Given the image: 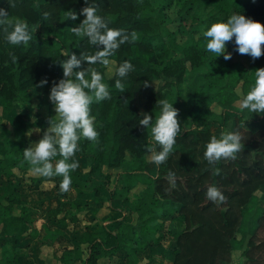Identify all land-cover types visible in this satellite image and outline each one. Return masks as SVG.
Masks as SVG:
<instances>
[{
	"label": "trees",
	"instance_id": "obj_1",
	"mask_svg": "<svg viewBox=\"0 0 264 264\" xmlns=\"http://www.w3.org/2000/svg\"><path fill=\"white\" fill-rule=\"evenodd\" d=\"M172 1L11 0L15 7H10L9 0H0V8L8 11L9 19H21L30 30L37 29L32 31L28 45H12L5 38L4 26H0L1 115L5 117L16 100L27 108L34 100L38 108L45 106L48 112L42 116L38 109V116L27 123L0 125V144L7 148L0 156V175L8 176L18 166L29 170L23 158L32 138L28 133L31 128L48 127V118L56 115L49 97L53 83L63 78L60 61L69 58L64 55L75 53L79 57L95 51L87 37H77L71 31L85 19L81 10L93 3L110 28L137 34L136 41L122 44L109 58L115 63L111 76H105L103 66H95L109 86L111 98L91 105L98 141H79L76 157L85 161L84 173L89 180H82L76 171L70 173L75 191H93L96 201H103L108 211L121 212V216L113 230L105 225H86L76 245L63 247L52 264H100L101 259L114 262L120 250L125 251L127 260L117 264H137L138 254L151 242H160V219L173 214L182 218L184 228L172 239V258L156 253L152 260L161 264H232L231 251L242 245L241 264H264V208L259 206L257 195L264 185V113L236 107V101L250 89L254 72L264 68V55L256 60L247 55L248 65L226 61L207 52L205 38L196 34L201 24L208 28L212 23L226 22L233 14L264 24V0H175L182 7L192 2L194 6L187 7L178 26L170 30L171 19L165 9ZM69 11L78 19H69ZM45 12L49 14L47 21ZM178 34L184 35L182 41ZM124 61H129L133 70L122 79V93L115 88V81L120 79L116 68ZM44 80L47 83L39 86ZM145 81L150 86L145 87ZM154 81L161 85L154 87ZM30 88L42 94V101L29 93ZM138 95L143 111L136 103ZM161 99L179 110L180 133L166 162L156 164V175L152 176L145 170V154L150 144L156 151L160 148L139 121L141 113H148L154 123ZM211 128L220 134H241L244 147L236 159L209 165L204 152L213 136ZM111 169H118L113 177ZM215 169L220 170L219 175L213 174ZM100 185L107 188L109 197L100 194ZM213 185L226 197L225 202L207 199V188ZM17 187L11 180L0 185V237L7 240L29 232L30 215L15 211L20 204ZM88 201L76 197L68 202L80 211ZM48 213L57 215L58 211ZM76 220L73 216L72 221ZM57 223L66 226L62 216ZM46 235L66 242L59 230L46 229ZM15 263L0 259V264Z\"/></svg>",
	"mask_w": 264,
	"mask_h": 264
},
{
	"label": "clouds",
	"instance_id": "obj_2",
	"mask_svg": "<svg viewBox=\"0 0 264 264\" xmlns=\"http://www.w3.org/2000/svg\"><path fill=\"white\" fill-rule=\"evenodd\" d=\"M9 5L15 7L11 0ZM97 11V6L93 3L84 7L81 15L85 19L78 26L71 27L77 37H87L95 51L83 52L79 57L75 53L64 55L69 58L60 61L63 78L58 83H53L49 97L56 115L48 118L49 127L43 131L42 138L23 150L24 162L34 175L63 178L60 183L62 192L69 190L70 173L79 167L78 162H69L79 151V141H98L99 132L95 127V118L91 115V105L111 98L109 86L95 66L108 68L109 58L115 55L122 44L137 40L134 31L129 34L124 29L110 28ZM48 15L47 12L44 13L45 21ZM68 17L71 20L78 19V15L72 11L68 12ZM0 26H4L5 38L12 45H28L32 40V31L37 30H30L27 22L21 19H9V13L4 8H0ZM202 35L206 40V51L216 57L223 56L226 61L232 59V53L227 51L226 45L233 40L235 50L240 55H249L253 60L264 55V24L242 14H233L226 22L212 23ZM11 59L13 63L17 62L14 55ZM84 63L88 65L87 68L82 66ZM132 70L133 65L129 61H124L116 68V75L120 79H116L115 88L122 93L125 92L122 79ZM46 83V80L41 81L39 86ZM144 86L148 87L150 83L145 81ZM157 104L160 105V112L155 116L154 123L151 114L141 113L139 125L149 130L152 142L159 146L160 151H156L151 144L147 148L150 161L159 165L166 162L173 150L180 133V120L179 110L173 103L161 99ZM236 107L240 111L264 113V68L254 72L250 89L236 101ZM242 139L239 132L230 131L221 132L220 138L212 136L205 145V159L209 165H215L221 160L236 159L237 153L244 147ZM219 173L220 170L215 169L213 174ZM206 197L212 202L226 201V197L214 185L207 188Z\"/></svg>",
	"mask_w": 264,
	"mask_h": 264
},
{
	"label": "crops",
	"instance_id": "obj_3",
	"mask_svg": "<svg viewBox=\"0 0 264 264\" xmlns=\"http://www.w3.org/2000/svg\"><path fill=\"white\" fill-rule=\"evenodd\" d=\"M29 93L41 98V94L38 93L40 95H36L37 92L33 88L29 89ZM26 109L27 107L16 100L13 102L12 109L3 117L0 107V125L7 123L12 125L16 122L27 123L29 121L27 119H30V117ZM46 128H31L28 136L32 138L28 144L31 145L32 142L34 143L41 139L43 131ZM6 150V146L0 144V156ZM73 161L79 164V167L75 171L80 174V178L82 180H89L88 175L84 173L86 167L85 161L76 157V155L72 158L71 162ZM145 170L150 175L155 176L157 166L153 162H148L145 165ZM8 180L17 184V190L20 193V204L16 206L15 211L30 215V221L27 222L29 227L28 233L16 236L13 240L0 237V259L10 262L15 260V264H52L53 260L60 256L63 247L76 245L77 239L85 230L86 225L92 228L105 225L107 229L113 230L121 216V212L108 211L105 207L106 203L103 201H96L93 198V191L79 193L70 185L67 192H62L60 190L62 178L60 177H37L29 172L28 168L18 166L8 176L5 174L0 175V185H5ZM98 190L102 196L109 197L108 190H102L99 187ZM76 197L89 199L83 210L78 211L68 202ZM50 210L58 211V214L50 215L48 213ZM61 216L65 219V227H60L57 223V219ZM73 216L77 219L75 222L72 221ZM110 221L114 222L110 224ZM46 229L61 231V236L64 237L63 239L66 242L63 243L61 241L60 243L57 240H52L46 235ZM164 244L166 243L162 242V245H159L151 242L148 248L158 247L157 252H161L160 250H162ZM169 258L171 259V255ZM113 259L114 262L101 259L100 264L126 262L125 251H118Z\"/></svg>",
	"mask_w": 264,
	"mask_h": 264
},
{
	"label": "rangeland",
	"instance_id": "obj_4",
	"mask_svg": "<svg viewBox=\"0 0 264 264\" xmlns=\"http://www.w3.org/2000/svg\"><path fill=\"white\" fill-rule=\"evenodd\" d=\"M45 0H40V2H44ZM189 6H194V3H188L186 6L182 7L180 3H178L177 1L173 0L171 2V4L169 6H167V8L165 9L166 13L168 14V16L170 17L171 21L168 23V27L170 30H175V28L178 26L179 24V19L181 17V15L185 14L186 8ZM194 11V9H193ZM188 13H192L191 11H188ZM201 24V23H199ZM200 29L201 30H197L196 34H202L203 31L207 30V27L203 24L200 25ZM199 32V33H198ZM178 40L182 41L184 39V35L178 34ZM226 49L228 52L232 53V60H238L241 61L242 63H244L245 65L249 64V58L247 55H240L235 49V43L234 40L233 42H229L226 45ZM114 67H115V63L113 61L110 60V65L108 68L104 67V73L105 76L109 77L112 75L113 71H114ZM161 85V82L158 81H154L153 82V86L154 87H159ZM238 93L241 95V92L239 91V88H237ZM29 91V90H28ZM32 91V89H31ZM35 93V92H32ZM34 97H36L38 100L42 101L41 99H43V96L41 94V98H38L37 96H35L34 94H32ZM36 95H40L38 93H36ZM137 105L140 107V109L143 111L142 109V103L143 100L139 97H137ZM31 104L33 106H31L30 108H27V112L30 118L34 117L35 115L38 116V109L40 110V114L42 116H48V112H45V106H42L41 108H38L36 106L35 101H31ZM232 114H228V116H231ZM30 120L29 118L27 119V121ZM49 127V126H48ZM47 127V128H48ZM46 128V129H47ZM211 132L213 134V136H216L217 138H219L220 135V131L217 130L216 128H211ZM156 149V148H155ZM145 160L146 163L151 162L149 159V152L147 151L145 154ZM145 163V165H146ZM118 171V169H111L110 170V175L113 177L114 174ZM111 184L108 185V187ZM99 188H101L102 190H107V188H104L103 185H100ZM140 190V189H139ZM263 191H264V185L261 186L258 190H257V195L259 196V206L261 208H264V195H263ZM134 197V196H133ZM132 195H129L130 199H133ZM171 219V220H170ZM160 221L162 222V227L161 229L158 231V233H160L162 235V238L160 240V242L158 243L159 245H162V242H165L166 244H164L162 250H160L161 252H157V248L158 247H154V248H148L143 252L138 254V263L137 264H161L156 260H152V256L156 253H160V254H171V250H172V239L175 237V235L180 232L181 230H183L184 228V224L182 221V218L179 217L176 214H173L171 217H166V218H161ZM112 222L114 221H110L109 223L112 224ZM238 237H240V235H238ZM242 245L241 247H235L234 250L231 251V260H232V264H241L242 261V256H241V251H242ZM172 258V256H171ZM150 259V260H149ZM152 260V261H151ZM107 264H112V263H107ZM165 264V263H164Z\"/></svg>",
	"mask_w": 264,
	"mask_h": 264
}]
</instances>
